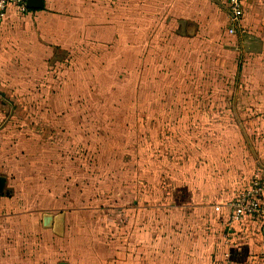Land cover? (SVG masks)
Returning <instances> with one entry per match:
<instances>
[{"label":"rangeland","instance_id":"1","mask_svg":"<svg viewBox=\"0 0 264 264\" xmlns=\"http://www.w3.org/2000/svg\"><path fill=\"white\" fill-rule=\"evenodd\" d=\"M173 11L45 0L0 21V174L24 211L1 219L0 264H175L178 205L244 170V77L264 51L182 35ZM45 212L61 217L36 228Z\"/></svg>","mask_w":264,"mask_h":264},{"label":"crops","instance_id":"2","mask_svg":"<svg viewBox=\"0 0 264 264\" xmlns=\"http://www.w3.org/2000/svg\"><path fill=\"white\" fill-rule=\"evenodd\" d=\"M172 3L182 35H186V24L191 23L195 30L188 36L218 38L221 34L230 35L235 39V47H240L243 53L257 56L264 51V0H242V18L234 34L227 30V0H172ZM14 12L21 13L10 6L1 21ZM249 68L247 65L248 71ZM262 69L264 65L256 63L253 68L256 72L244 77V170L240 175L225 172L221 185L213 186L212 192L207 194H202L198 186L193 195L195 202L178 205L183 207L180 219L184 227L179 230L182 241H177L175 247L183 250L173 257L175 264H264V220L244 216L234 221L231 229L226 226L227 202L235 190L248 185L254 176L264 181V78L258 75ZM4 176V188L0 192V234L6 233V222L1 219L24 213L20 208H13L17 200L7 196ZM40 224L43 220L34 226L40 228ZM43 226L53 227V223ZM148 243L150 246L151 241ZM148 262L155 263L150 258ZM163 262L161 264H165Z\"/></svg>","mask_w":264,"mask_h":264},{"label":"built area","instance_id":"3","mask_svg":"<svg viewBox=\"0 0 264 264\" xmlns=\"http://www.w3.org/2000/svg\"><path fill=\"white\" fill-rule=\"evenodd\" d=\"M10 6L15 7L21 13L29 10L25 0H0V21ZM242 13V0H227L228 32L232 34L237 32ZM227 205L229 208L226 220L227 229H231L232 223L244 216L264 220V181L260 177L254 176L248 185L242 186L238 190L237 195L231 198Z\"/></svg>","mask_w":264,"mask_h":264},{"label":"water","instance_id":"4","mask_svg":"<svg viewBox=\"0 0 264 264\" xmlns=\"http://www.w3.org/2000/svg\"><path fill=\"white\" fill-rule=\"evenodd\" d=\"M26 5L29 8H41L44 6L43 0H25ZM5 183V176L0 174V192L3 191ZM61 217V215H52L51 213H44L42 216L43 224L44 225H51L52 223H57L58 219ZM264 231V226H263Z\"/></svg>","mask_w":264,"mask_h":264},{"label":"trees","instance_id":"5","mask_svg":"<svg viewBox=\"0 0 264 264\" xmlns=\"http://www.w3.org/2000/svg\"><path fill=\"white\" fill-rule=\"evenodd\" d=\"M29 9H31V8H29ZM239 189H240V188H239ZM239 189L235 190V193H234V195L232 196V198H233L235 195H237ZM229 200H230V199H229Z\"/></svg>","mask_w":264,"mask_h":264}]
</instances>
